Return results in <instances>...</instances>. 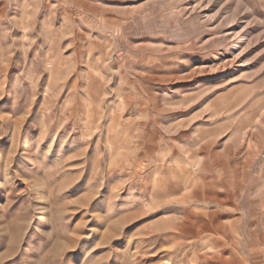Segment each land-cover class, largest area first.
Wrapping results in <instances>:
<instances>
[{
  "label": "rangeland",
  "instance_id": "374dc122",
  "mask_svg": "<svg viewBox=\"0 0 264 264\" xmlns=\"http://www.w3.org/2000/svg\"><path fill=\"white\" fill-rule=\"evenodd\" d=\"M0 264H264V0H0Z\"/></svg>",
  "mask_w": 264,
  "mask_h": 264
},
{
  "label": "bare ground",
  "instance_id": "6f19581e",
  "mask_svg": "<svg viewBox=\"0 0 264 264\" xmlns=\"http://www.w3.org/2000/svg\"><path fill=\"white\" fill-rule=\"evenodd\" d=\"M213 229V228H212Z\"/></svg>",
  "mask_w": 264,
  "mask_h": 264
}]
</instances>
